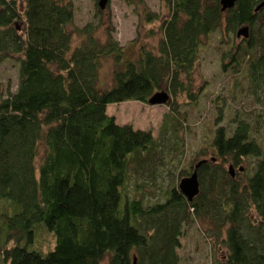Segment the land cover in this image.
Here are the masks:
<instances>
[{"label":"trees","instance_id":"trees-1","mask_svg":"<svg viewBox=\"0 0 264 264\" xmlns=\"http://www.w3.org/2000/svg\"><path fill=\"white\" fill-rule=\"evenodd\" d=\"M262 1L236 0L221 11L219 0H164L157 44H139L131 54L108 27L105 38L100 25L75 27L73 0H0V64L17 62L15 89L0 93L1 264H180V239L198 219L208 225L212 249L222 247L214 264H264V150L250 121L234 117L228 128L218 124L222 113L216 116L211 156L201 146L178 171L187 176L206 160L192 200L175 185L149 200L144 184L130 185L128 176L131 161L157 142L149 130L116 123L106 112L109 103H147L162 86L194 101L201 37L223 19L233 33L247 26L248 36L221 60L233 72L243 69L249 89L263 88L264 4L255 10ZM124 2L142 6L144 24L157 20L144 0ZM106 57L113 59L112 80L101 89ZM38 226L52 234L46 250L29 246Z\"/></svg>","mask_w":264,"mask_h":264},{"label":"rangeland","instance_id":"rangeland-1","mask_svg":"<svg viewBox=\"0 0 264 264\" xmlns=\"http://www.w3.org/2000/svg\"><path fill=\"white\" fill-rule=\"evenodd\" d=\"M18 1L21 3V0ZM97 1L73 0L75 27L80 28L90 22L100 25L98 29L103 38L107 35L105 27H108L118 44L125 46L127 53L135 54L139 44L155 47L160 34L159 23L167 15L164 0H144L145 7L158 16L149 24H144L141 18L142 6L136 11L124 0H108L103 12L96 13ZM258 22L264 26V14L258 15ZM150 29H153L152 33ZM243 38L247 37L228 31L224 19L217 29L201 37L199 56L192 71L193 90L197 93L194 101L189 100L185 93H178L174 97L162 86L158 90L169 94L165 104L151 105L137 100L107 104L106 112L114 117L116 123L149 130L157 142L154 150L144 153L138 160L133 159L130 164L128 183L142 182L146 199L162 198L165 188L177 186L182 177L178 173L180 167L190 161L201 146L208 150L219 112L222 114L219 115L218 124L228 128L233 125L234 117L250 121L254 127V137L261 142L264 150V87L252 91L243 69L233 72L229 60H221V54L232 44H240ZM77 41L76 35H73V43ZM223 62L225 69L221 66ZM112 69V57L103 58L97 79L101 89L111 84ZM16 83L17 62L14 58H7L0 64V93L8 86L11 90L15 89ZM171 107H174V111H171ZM205 155L211 156L209 151ZM243 165L245 168L241 172L249 167L246 163ZM225 167L227 169L228 164ZM207 226L206 222L198 219L186 229L180 239V264H214L219 258L222 247L215 246L216 251L212 249ZM37 228L29 246L43 250L53 246L50 231L41 226ZM101 264H106V260Z\"/></svg>","mask_w":264,"mask_h":264},{"label":"water","instance_id":"water-1","mask_svg":"<svg viewBox=\"0 0 264 264\" xmlns=\"http://www.w3.org/2000/svg\"><path fill=\"white\" fill-rule=\"evenodd\" d=\"M107 1L108 0H98V3H97L98 7L101 9L104 8L105 5L107 4ZM235 1L236 0H219L221 11H226L227 9L231 8L234 5ZM263 4H264V1L259 3L255 7V10L259 9ZM235 34H236V36L242 35L243 37H247L248 36V27L245 25L239 27L236 30ZM168 99H169V94L167 91L157 90L149 96V98L147 99V103L151 104V105L165 104L168 101ZM205 161H206L205 159H201V160L197 161L194 164V168H193L192 172L189 175L180 178V180L178 182V185H177L178 189L189 201L192 200L194 198V196L199 192L197 168L201 163H203ZM228 172L231 176L233 175V167L231 164L228 165Z\"/></svg>","mask_w":264,"mask_h":264}]
</instances>
